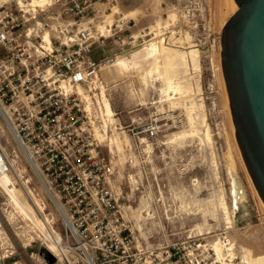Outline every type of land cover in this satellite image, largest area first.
<instances>
[{
    "label": "rangeland",
    "instance_id": "rangeland-1",
    "mask_svg": "<svg viewBox=\"0 0 264 264\" xmlns=\"http://www.w3.org/2000/svg\"><path fill=\"white\" fill-rule=\"evenodd\" d=\"M28 1L0 0V27L20 22L14 40L0 44V57L25 48L21 58L29 54L30 72L41 66L35 61L44 50L74 44L63 38L76 40L84 22L97 34L90 55L114 58L97 70L100 84H80L87 98L74 93L85 127L113 168L109 185L134 241L156 247L193 241L215 259L210 241L229 240L233 264H246L247 254L264 256V204L235 139L222 74L218 34L234 11L231 1L194 0V22L181 18L192 6L188 0H87L90 7L78 15L55 0L32 12L21 4ZM44 33L51 48L41 46ZM161 46L168 53L157 55ZM113 67L118 75H105ZM152 124L158 132L151 137L146 130ZM62 236V221L0 114L1 262L73 264Z\"/></svg>",
    "mask_w": 264,
    "mask_h": 264
},
{
    "label": "built area",
    "instance_id": "built-area-1",
    "mask_svg": "<svg viewBox=\"0 0 264 264\" xmlns=\"http://www.w3.org/2000/svg\"><path fill=\"white\" fill-rule=\"evenodd\" d=\"M55 1L75 15L89 6L86 0ZM181 18L195 21L189 14ZM19 25L2 22L0 44L14 40L12 35ZM95 35L89 28L81 29L74 44L44 50L35 61L41 66L31 69V73L29 54L21 58L25 48L0 57V103L7 107V122L21 146L29 147L37 162L32 171L39 185L47 188L44 192L49 202L67 222L61 238L75 252V264H229L217 262L209 250L193 241L165 247L134 241L109 185L113 168L85 127L81 103L67 89L83 84L101 66L113 61L110 56L95 59L90 55ZM44 65L48 67L43 69ZM146 131L155 136L158 125L152 124Z\"/></svg>",
    "mask_w": 264,
    "mask_h": 264
},
{
    "label": "water",
    "instance_id": "water-1",
    "mask_svg": "<svg viewBox=\"0 0 264 264\" xmlns=\"http://www.w3.org/2000/svg\"><path fill=\"white\" fill-rule=\"evenodd\" d=\"M219 32L222 74L235 139L264 204V0H232Z\"/></svg>",
    "mask_w": 264,
    "mask_h": 264
},
{
    "label": "bare ground",
    "instance_id": "bare-ground-1",
    "mask_svg": "<svg viewBox=\"0 0 264 264\" xmlns=\"http://www.w3.org/2000/svg\"><path fill=\"white\" fill-rule=\"evenodd\" d=\"M31 1V0H30ZM30 1H28V3H25V4H23L22 2H21V4H22V6H25V7H27V9H29V10H31L32 12H34V11H37V7H39V8H44L45 10H47V9H49V7L53 4V1L52 0H35L34 2H35V5L33 6L32 5V3L30 2ZM193 1L194 0H188V2L187 3H189L190 5H192L193 4ZM217 1V0H216ZM223 1V0H222ZM231 1V5L233 6V10H234V5H233V1L232 0H230ZM219 3V2H218ZM198 4V3H197ZM221 5V4H220ZM193 6L194 5H192V6H190L191 8H189V9H186V14L188 15L189 13H194V11H198V8H196V9H193ZM232 6H231V8H232ZM197 7V6H196ZM218 7L219 6H217V10H218V12H219V9H218ZM222 8V7H221ZM221 11V10H220ZM217 12V13H218ZM222 12V11H221ZM220 12V13H221ZM220 13H219V15H218V17L219 18H221V15H220ZM228 13H229V11H228ZM222 14V16L224 15L223 13H221ZM193 15V14H192ZM123 18V17H122ZM223 20V18L219 21V22H223L222 21ZM84 22H82V23H80L79 24V27H78V29H82V28H80V27H82V26H84V25H82ZM113 23V22H112ZM112 23L111 24H109V25H107L106 26V29H105V31L106 32H109L110 31V29H109V26H111L112 25ZM73 25L74 24V22H68V23H66V24H64V25H66V26H69V25ZM40 25V24H39ZM89 24H87L86 26H84L85 28L87 27V28H90L89 26H88ZM223 25H224V23H223ZM223 25L221 26V28L223 27ZM221 28H220V30H221ZM98 31L99 32H102L103 33V31L101 30V28H99L98 29ZM31 33V31L29 30V28L27 29V32H26V37L27 36H29V34ZM46 34V35H45ZM104 34V33H103ZM42 37V44H41V46L42 47H44V48H51V40H50V37L48 36V34L47 33H44V36H41ZM75 36L74 35H71V36H68V35H65L64 36V42H66V43H68L69 41H74L75 40V38H74ZM133 37V36H132ZM162 40V39H161ZM28 42V41H27ZM166 50V48L165 47H163V46H161V48H157L156 49V53H157V55L158 54H161L163 51H165ZM165 52H167L168 53V50L167 51H165ZM190 53H194V55L196 56V50H191V52ZM167 59H166V65L167 66H169V65H171V58L169 57V56H167L166 57ZM116 61H117V57H116V59H115V61L113 62V64L112 65H114L115 63H116ZM195 61V60H194ZM156 64V63H155ZM112 65H110V66H112ZM47 71H48V69H47ZM167 78V83L168 84H170V81H171V79L169 78V77H166ZM99 74H97L96 76L94 75L93 77H91L90 79H89V85H95L96 83L97 84H100L99 83ZM172 86V85H171ZM70 92H75V93H77L78 95H81V96H83V97H85V98H87V94H86V91H84L83 90V88L81 87V85L80 84H77V85H75V86H69L68 88H67ZM226 97V101H227V96H225ZM228 103V102H227ZM0 114H1V116H2V119H3V122H4V125H5V127H6V129H7V131H8V133L11 135V137L16 141V143H17V145H18V148L20 149V151L22 152V154H23V156L25 157V159L27 160V162L31 165V167L34 169V171H35V165L37 166V162H35L34 161V159H33V155H32V152H31V150L29 149V147H27V146H24V147H22L21 146V144H20V142H19V140L17 139V137H16V135H15V133H14V131H13V129L9 126V124H8V122H7V116H8V111H7V107H4L1 103H0ZM106 114L107 115H110L111 114V111H110V109H109V107L107 106L106 107ZM208 131V130H207ZM183 133V132H182ZM185 133V132H184ZM185 136V134H179V135H175V137H174V139L175 138H182V137H184ZM188 136V135H187ZM206 137L207 138H209L210 136H209V134H208V132L206 133ZM228 155V154H227ZM229 174H230V172H229ZM4 177V176H3ZM4 179V178H3ZM9 179V178H8ZM6 177H5V180H8ZM8 182H10V181H8ZM42 187V186H41ZM9 189H10V191L11 192H14V196H16V192H15V190H14V186L11 184L10 186H9ZM42 189H43V187H42ZM43 190H45V191H47V188L45 189H43ZM17 197V196H16ZM14 198H12V200H13ZM19 200H20V197L18 198ZM17 199V200H18ZM25 201V200H24ZM17 203V202H16ZM15 204V203H14ZM54 208L56 209V212H57V214H58V216H59V218H60V220L62 221V223H63V226L65 225H67V222H66V220L64 219V217H63V215H62V213L60 212V210L56 207V205L54 204ZM22 210V209H21ZM263 211H264V206H263ZM24 213V212H23ZM26 213V212H25ZM24 216V215H23ZM26 216V215H25ZM210 246H211V249L213 250V252H214V255H215V260H219L220 262H222V263H224V261H227L229 264H233L232 262H233V260L234 259H236L237 257L235 256V254H234V247H233V243L232 242H230L229 240H228V242L227 243H225V241H223V242H221V241H219V242H211L210 241ZM221 247H222V249H221ZM66 249L68 250V252H69V254H70V257L74 260V263L73 264H75L76 263V260H77V256H76V254H75V252H71L69 249H68V246L66 245ZM221 249V250H220ZM245 259V262H246V264H264V256L263 255H261V256H257V257H252V255L250 256V254H247L245 257H244ZM240 263H242L241 261H240Z\"/></svg>",
    "mask_w": 264,
    "mask_h": 264
},
{
    "label": "crops",
    "instance_id": "crops-1",
    "mask_svg": "<svg viewBox=\"0 0 264 264\" xmlns=\"http://www.w3.org/2000/svg\"><path fill=\"white\" fill-rule=\"evenodd\" d=\"M87 1V0H86ZM89 7H90V4H89ZM130 13H132L131 11H129ZM132 36H135V35H132ZM104 73H106L105 75H110V76H112V77H116L117 75H118V70H117V68H115V67H113V68H111L110 69V71L109 72H104ZM104 73H102V74H104ZM99 75H100V73H99ZM101 77V76H100ZM0 264H3L2 262H1V258H0ZM11 264H16V262H13V263H11Z\"/></svg>",
    "mask_w": 264,
    "mask_h": 264
}]
</instances>
